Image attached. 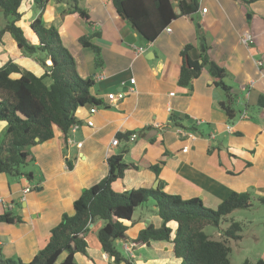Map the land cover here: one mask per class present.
Segmentation results:
<instances>
[{
  "label": "crops",
  "instance_id": "1",
  "mask_svg": "<svg viewBox=\"0 0 264 264\" xmlns=\"http://www.w3.org/2000/svg\"><path fill=\"white\" fill-rule=\"evenodd\" d=\"M62 1L57 4V0H49L42 14L48 24L60 19L57 28L62 42L73 54L78 73L94 79L91 94L99 103L94 114L88 105L77 110L81 125L72 135V143L65 142L62 131L55 128L53 138L31 148L33 160L27 169L32 172L31 181L0 173V198L4 200L0 215L10 213L21 218L19 222H0L2 255L30 262L47 245L63 214L74 213L75 199L107 176V159L127 150L124 160L135 166L113 183L116 191L160 188L183 199L200 198L213 209L233 192L248 194L253 207L235 211L251 214L238 212L234 216L233 211L228 216L246 224L242 238L231 241L232 252H241V264L264 260V105L258 104L264 99V0H202L195 14L174 19L167 27L170 30L165 28L152 42L126 22L110 0H78L79 7L87 9L83 19L77 12L63 13L69 7ZM52 5H58L57 14H50ZM204 7L206 12H202ZM34 8L32 0L24 1L20 8L18 25L29 34L33 19L23 23V18L26 11L35 13ZM198 28L205 32L209 53L224 66V80L236 95L232 119L221 107L226 93L214 83L208 68L191 86L178 83L180 53L186 44L194 46L191 57L201 62ZM246 32L252 34V43L241 40ZM82 36H90V42L100 47L101 66L95 64L93 49L80 43ZM140 47L143 52H138ZM10 59L39 76L45 71L36 57L20 51L6 32L0 40V66ZM45 82L50 84L51 79L47 77ZM129 86L133 90L124 99L109 101V93L127 91ZM89 119L93 126L86 124ZM6 127V122L0 124V142ZM179 128L195 132V138L179 135ZM132 133H137L135 141L130 140ZM115 138L117 145L112 144ZM78 142H82L81 147ZM186 145L189 148L184 152ZM68 162L73 164L71 169ZM153 165H159L158 174ZM27 186L31 190L25 192ZM151 223L160 227L162 220L148 205L141 206L127 222L126 234L135 238ZM101 226V221L90 224L87 254L76 253L77 264H115L99 243L97 231ZM209 234L221 237L219 232ZM118 243L128 257L124 246L132 243ZM133 254V264L181 261L174 255L173 244L166 241L138 245L133 247ZM62 256L63 260L66 254Z\"/></svg>",
  "mask_w": 264,
  "mask_h": 264
},
{
  "label": "trees",
  "instance_id": "2",
  "mask_svg": "<svg viewBox=\"0 0 264 264\" xmlns=\"http://www.w3.org/2000/svg\"><path fill=\"white\" fill-rule=\"evenodd\" d=\"M26 0H0V11L6 24L0 29V40L8 32L16 41L20 51L36 57L45 69L42 75L22 68L12 59L0 66V121L7 127L0 142V173L14 178L26 177L32 180V172L27 171L33 160L31 148L54 137L55 128L63 133L66 142L71 126L77 121L76 112L80 107L97 106L99 103L91 94L94 85L92 77H82L76 68L71 51L63 44L56 26H45L41 13L31 22L30 34L18 21L20 10ZM35 8L43 12L49 0H32ZM117 13L136 30L147 42L154 41L171 22L179 16H192L199 9L198 0H110ZM69 9L77 12L81 19L87 12L78 5V0H68ZM178 6L181 13L175 11ZM64 13V12H63ZM200 59L191 57L194 46L186 44L180 53L181 68L178 83L191 86L204 68L214 77V83L226 93L221 102L229 118L236 114V95L224 78V66L211 57L210 46L205 32L198 28ZM91 37H80L84 47H91L96 66L102 65L100 47L90 42ZM50 59L51 64L46 61ZM19 77H12L13 74ZM49 77L51 83L45 79ZM264 105V99L258 101ZM172 121H176L172 117ZM184 127V125H182ZM38 138V140H37ZM123 150L107 159L109 172L101 181L85 189L73 203L74 213L63 214L60 223L51 231L47 245L30 261L6 258L0 250V264H56L62 254H66L60 264H77L76 253L87 254L86 234L89 226L101 221L97 236L103 251L115 264H133L126 257L118 241L138 245H150L155 241L173 244V252L180 259L179 264H232L231 241H238L246 227L245 222L228 216L237 209H251L253 202L248 194L231 193L216 209L204 205L200 198L183 199L160 188H138L119 192L112 185L124 177L125 171L135 166L124 160ZM68 167H73L68 162ZM158 174L159 165L151 166ZM264 200H261V202ZM152 203V210L161 218L160 227L152 223L141 229L135 238L127 236L128 221L137 208ZM18 216L10 213L0 215V222H19ZM228 223L222 229V223ZM175 224V227L173 226ZM216 227L220 238H214L205 231L206 227ZM242 264H264L260 259L255 263L245 260Z\"/></svg>",
  "mask_w": 264,
  "mask_h": 264
},
{
  "label": "built area",
  "instance_id": "3",
  "mask_svg": "<svg viewBox=\"0 0 264 264\" xmlns=\"http://www.w3.org/2000/svg\"><path fill=\"white\" fill-rule=\"evenodd\" d=\"M198 1L201 2L202 0H198ZM206 11H207V8L206 7L202 8V12H206ZM167 30H170V28H167ZM241 40L244 43H247V44L248 43H252L253 42V36H252L251 33L246 32V33H244L242 35ZM143 50H144V48L143 47H140L138 49V52H143ZM46 64L47 65H50L51 64V60L48 59L46 61ZM131 82L132 83H135V78H132L131 79ZM132 90H133V87L132 86H129V87H127V91L121 90V91H118V92H111V93L108 94V99H109L110 102H114V101H118V100L124 99L127 96V94H129V92H131ZM96 111H97V106H92L90 108V114H94ZM195 123L199 124L200 121L197 120ZM86 124L88 126H93L94 125V122H93L92 119H89V120L86 121ZM80 125L81 124L79 122H76L73 126H71L70 131H69V134H68V137H67V143L68 144H70V143L73 142L72 135L77 131V129L80 127ZM227 129L230 131L231 130V127L228 126ZM178 132H179V135L184 136V137H187V138H190V139H194L195 136H196L195 132L190 131V130H187V129H184V128H179L178 129ZM136 139H137V133H132V135L130 136V140L131 141H135ZM118 142H119L118 139L115 138V139H113L112 144L113 145H117ZM77 145L79 147H81L82 146V142H78ZM188 148L189 147L186 145L183 148V151L186 152L188 150ZM30 190H31V187L30 186H27V187L24 188V191L25 192H28ZM3 201L4 200L2 198H0V202H3ZM124 247H125V250L127 251L128 255H129L128 257L129 258H132L134 256V254H133V247H134L133 244L132 245L125 244Z\"/></svg>",
  "mask_w": 264,
  "mask_h": 264
},
{
  "label": "rangeland",
  "instance_id": "4",
  "mask_svg": "<svg viewBox=\"0 0 264 264\" xmlns=\"http://www.w3.org/2000/svg\"><path fill=\"white\" fill-rule=\"evenodd\" d=\"M61 1L62 0H57V4H61ZM62 2H64V6L65 7H69V2L68 1H65V0H63ZM68 2V3H67ZM66 8V9H67ZM34 10H35V13L33 12V10H31V11H26V13H25V16H24V18H23V23H25L26 21H29V20H34L35 19V17H36V15L38 16V13L40 12L41 13V15H42V20H43V23H44V25L45 26H47V27H49V26H51V25H54V26H56L57 27V25H58V23H59V21H60V19H56L55 20V22H52L51 24H48L47 23V20H46V16L44 15L43 16V14H42V12L40 11V10H38L37 8H34ZM58 11H59V7H58V5H52L51 7H50V9H49V12H50V14H57L58 13ZM86 11H87V9H86ZM38 12V13H37ZM67 11L66 10H64V13H66ZM37 13V14H36ZM6 24V20H5V18L3 17V14L1 13V11H0V29L4 26ZM47 82L49 83L50 82V80L49 79H47ZM0 124H5V122H3V121H0ZM29 167H27V169H28ZM112 187H114L113 185H112ZM114 189V188H113ZM115 190V189H114ZM149 208H152V203H150L149 205ZM138 212H140V211H138ZM238 212H246V213H243V214H251V211L250 212H247V211H242V210H240V211H235L234 213H233V215L234 216H237L239 213ZM138 215V214H137ZM136 215V216H137ZM221 228H227V225H226V223H222L221 224ZM205 231L207 232V233H213V232H215V233H217L219 230H218V228H216V227H213V226H211V227H206L205 228ZM130 233L128 232V235H129ZM122 251V253L124 254V251L123 250H121ZM127 252V251H126ZM240 253L241 252H237L236 250H234V252H231V254H230V258H231V262H232V264H241V258H240ZM127 255H128V253H127ZM129 256V255H128ZM241 256H242V254H241ZM62 258H63V256H61V260H62Z\"/></svg>",
  "mask_w": 264,
  "mask_h": 264
},
{
  "label": "water",
  "instance_id": "5",
  "mask_svg": "<svg viewBox=\"0 0 264 264\" xmlns=\"http://www.w3.org/2000/svg\"><path fill=\"white\" fill-rule=\"evenodd\" d=\"M176 13H178V14H180L181 13V10H180V8L178 7L177 9H176ZM156 131V130H155ZM157 132V131H156ZM155 132V133H156ZM37 140H38V138H37Z\"/></svg>",
  "mask_w": 264,
  "mask_h": 264
}]
</instances>
